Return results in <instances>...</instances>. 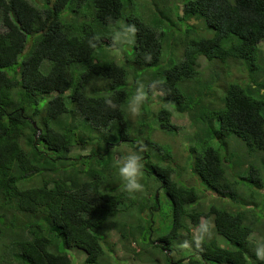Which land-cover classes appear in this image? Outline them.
Instances as JSON below:
<instances>
[{"label": "trees", "instance_id": "trees-1", "mask_svg": "<svg viewBox=\"0 0 264 264\" xmlns=\"http://www.w3.org/2000/svg\"><path fill=\"white\" fill-rule=\"evenodd\" d=\"M127 24L134 40L116 51ZM262 42L264 0H0V264H74L70 249L84 264L121 251L141 264H264L248 241L264 238ZM153 80L133 121L136 85ZM176 114L193 125L185 167L199 188L156 138L177 133ZM131 151L143 187L130 198L118 167ZM202 220L211 237L185 247Z\"/></svg>", "mask_w": 264, "mask_h": 264}, {"label": "clouds", "instance_id": "clouds-1", "mask_svg": "<svg viewBox=\"0 0 264 264\" xmlns=\"http://www.w3.org/2000/svg\"><path fill=\"white\" fill-rule=\"evenodd\" d=\"M136 28L134 25L127 24L120 26L112 34V46L116 51H119L125 45L130 44L134 40ZM96 38L91 37L88 39V46L95 48ZM262 42L261 44H263ZM261 44L259 45L261 47ZM147 60L151 57L147 56ZM162 86V82L159 80H153L147 84L138 82L135 88V94L130 98L128 102V113L130 117H136L140 114L141 108L146 100L149 92L156 90ZM107 110L116 111L118 105L111 99H105L103 101ZM142 173L141 155L137 151H131L121 158V162L118 167V174L121 179V187L123 191L131 198L137 192L142 190V184L140 183V176ZM212 235L211 224L207 220H202L193 230L191 241L185 240L184 245L188 247L194 245L199 248L201 244ZM249 244L254 252L258 261L264 262V238L251 235L248 237Z\"/></svg>", "mask_w": 264, "mask_h": 264}, {"label": "rangeland", "instance_id": "rangeland-1", "mask_svg": "<svg viewBox=\"0 0 264 264\" xmlns=\"http://www.w3.org/2000/svg\"><path fill=\"white\" fill-rule=\"evenodd\" d=\"M261 49L264 51V43L261 44ZM126 57H127V54H124ZM204 63H202L203 67H205V65L207 64V62L205 61V59H202ZM241 67V76H242V72H243V65H240ZM196 87V95L201 97L202 96V92H203V89H204V86H203V83L200 82L198 84H195ZM161 95H157L155 97V99L157 98H160ZM182 115V116H181ZM133 121L136 120V117H133L132 119ZM172 122L177 125L179 128H178V131L176 134H166L164 132H161V131H157L156 133V138L159 142L162 143V145L164 147H166L167 149H169L171 151V154H173L174 158V162L177 163L175 166V168H180L179 170H182V168L184 167V171L182 170V177L184 179V182L187 183L188 185L192 186V185H195L197 188H199L200 186L197 184V180L191 175V171L186 169L185 167V162L187 161L188 159V155H189V146H192L193 144H191L193 142V139H192V136H193V125L191 126V123H190V120L188 118V116L186 114H176L173 116L172 118ZM199 141V139H198ZM232 143L234 144V146L237 148V149H240L241 148V142L237 141V139L235 138H232L231 139ZM197 143V141H196ZM89 150H84V151H80L78 148H74L73 149V154H82V153H88ZM40 159H42L40 157ZM174 163V164H175ZM50 173V172H47V174ZM207 205V204H205ZM13 230L12 229H9L7 230V234L9 236L12 235L11 231ZM193 228H192V232H193ZM116 239H118L116 237ZM132 247H134L136 249L137 252L140 251V247L139 245H136V244H133ZM69 254L71 257H75L76 260L74 259V264H84L83 261H84V252L82 251H77V250H71L69 251ZM138 255V254H137ZM174 256V259L177 260L179 259L181 256L178 254V253H175L173 254ZM73 257V258H74ZM86 257V256H85ZM138 256H136L134 254V252H122L119 253V256H118V263L117 264H141V262L138 260H136L135 258H137Z\"/></svg>", "mask_w": 264, "mask_h": 264}, {"label": "water", "instance_id": "water-1", "mask_svg": "<svg viewBox=\"0 0 264 264\" xmlns=\"http://www.w3.org/2000/svg\"><path fill=\"white\" fill-rule=\"evenodd\" d=\"M33 125H34V127H37V125H36V123H35V122L33 123ZM39 133H40V131H39ZM157 197H158V196H157Z\"/></svg>", "mask_w": 264, "mask_h": 264}]
</instances>
